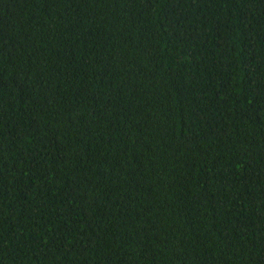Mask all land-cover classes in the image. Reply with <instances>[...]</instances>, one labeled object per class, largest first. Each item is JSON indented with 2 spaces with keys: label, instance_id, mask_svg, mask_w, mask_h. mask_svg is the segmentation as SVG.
<instances>
[{
  "label": "trees",
  "instance_id": "trees-1",
  "mask_svg": "<svg viewBox=\"0 0 264 264\" xmlns=\"http://www.w3.org/2000/svg\"><path fill=\"white\" fill-rule=\"evenodd\" d=\"M0 264H264V0H0Z\"/></svg>",
  "mask_w": 264,
  "mask_h": 264
}]
</instances>
